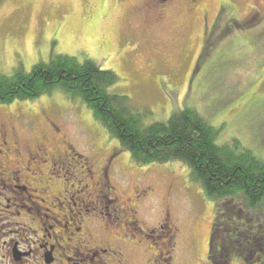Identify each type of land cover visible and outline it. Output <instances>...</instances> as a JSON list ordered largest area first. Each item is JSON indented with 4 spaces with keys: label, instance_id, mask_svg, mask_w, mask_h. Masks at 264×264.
<instances>
[{
    "label": "rangeland",
    "instance_id": "obj_1",
    "mask_svg": "<svg viewBox=\"0 0 264 264\" xmlns=\"http://www.w3.org/2000/svg\"><path fill=\"white\" fill-rule=\"evenodd\" d=\"M168 2L159 18L154 0H4L0 73L10 75L17 66L29 73L33 66L59 55L80 64L89 60L116 74L118 80L110 91L126 97L133 109L144 114L145 125L165 123L173 113L192 109L216 130L217 145L236 140L264 161V0ZM3 123L15 128L23 147L45 141L56 157L68 155L67 170L59 164L49 175L44 165L39 166L57 195L84 191L88 184V191L74 197L75 203L98 189L107 196L104 214L110 219L104 220L93 207L78 216V207H71L74 223L67 232L59 229L67 239L73 242L84 231L94 232L122 250L127 264H216L210 259L215 205L191 181L181 162L134 164L83 103L57 92L34 102L0 106ZM26 174L32 189L45 180L34 166ZM111 194L122 203L140 197L133 225L109 201ZM32 195L36 202L42 196ZM2 205L0 222L10 225L14 236L17 228L12 224L28 220L22 216L18 221L11 216L15 208ZM223 205L238 217V209ZM52 211L59 216L67 213ZM258 229L264 235L263 228ZM254 234L252 241L259 251L260 240ZM227 252L228 264H244L233 248ZM66 256L69 264H78L72 248ZM260 258H250L254 262L248 264H264V250Z\"/></svg>",
    "mask_w": 264,
    "mask_h": 264
},
{
    "label": "trees",
    "instance_id": "obj_2",
    "mask_svg": "<svg viewBox=\"0 0 264 264\" xmlns=\"http://www.w3.org/2000/svg\"><path fill=\"white\" fill-rule=\"evenodd\" d=\"M117 80L115 73L102 71L89 60L80 64L75 58L59 55L33 66L29 73L21 66L10 75L0 73V106L34 102L56 92L79 100L134 164L178 161L189 169L191 181L215 205L211 260L228 264L231 248L244 264L253 257L260 260L264 250V235L258 229L264 231V161L236 140L217 145L216 130L192 109L173 113L165 123L145 125L144 114L133 109L126 97L110 91ZM223 204H228L227 210L238 209V217L225 211ZM254 233L260 240L259 251L252 241Z\"/></svg>",
    "mask_w": 264,
    "mask_h": 264
},
{
    "label": "flooded vegetation",
    "instance_id": "obj_3",
    "mask_svg": "<svg viewBox=\"0 0 264 264\" xmlns=\"http://www.w3.org/2000/svg\"><path fill=\"white\" fill-rule=\"evenodd\" d=\"M154 1L156 14L161 18L166 11V6H168L167 1L171 5L174 0ZM183 1L194 5L199 0H181V2ZM17 138L16 130L11 124H0V206L3 204L2 207H5V204H9L8 209H13L14 207L15 209H13L14 212L11 213V216L13 215L17 220L24 216L23 218L28 220V224H12L17 228V232L14 236H11V230L7 228L10 225H4V222H0V264H69V258L66 254L70 248H72V254H74V259L78 260V264H127L123 260L122 250H116L106 244L104 239L102 237L97 238L93 234L94 232L84 231L79 236H82L81 239L78 238L73 240V242L71 238L67 239L65 234L59 233L60 228L67 232L69 224H73L74 219H76V214H73L71 207L76 209L78 207V216L88 214L89 208L93 207L101 211L99 215L103 219L104 217L110 219L108 218L110 215L104 214V200L107 196H103L102 191L98 189L96 193H86L85 198L75 203L74 197L79 195L80 192L88 191V184H85L84 191H64V195H57L50 181H48L49 178L43 175V171H40L39 166L44 165L49 175L59 164L61 165V170H67V167L70 166L66 165L68 155L61 154L59 155L60 157H56L46 147L45 141L44 144H36L34 147H23ZM32 165L35 167V172L39 174V177H45V180L37 181L39 186L36 189L30 187L31 185L26 178V173L31 172ZM86 171L89 180H91L90 170L87 168ZM36 175V173L33 174L35 177ZM81 176L84 177V175ZM77 183L78 187H80L81 181ZM4 190L8 192L9 197L5 196ZM32 193H41L43 197H39L38 202H36L35 199L37 197L33 196ZM139 198L136 195L134 199L128 197L125 199L126 203H122L114 195L109 201L115 202L117 204L115 209L119 213H125L124 216L132 220L131 223L133 225L136 221L133 220L140 205L137 203ZM1 200H4V202L1 203ZM62 208L67 213L61 216L52 211V209L62 211ZM69 211H71L70 216L68 215ZM33 215H35L36 219L33 218ZM68 217H72V219L68 220ZM79 226H82V224L79 223ZM5 229H8V233L5 232ZM161 229L163 230V227ZM164 230H166V226H164ZM76 232L80 233L81 230L78 228ZM171 234L174 238V228L171 230ZM26 235H31L32 238L25 239ZM97 241H102L105 244H100ZM107 255L110 256L108 260H106ZM111 256L115 259L111 258Z\"/></svg>",
    "mask_w": 264,
    "mask_h": 264
}]
</instances>
